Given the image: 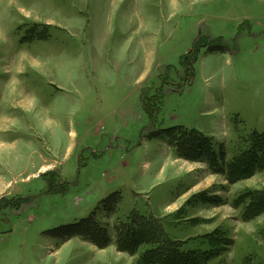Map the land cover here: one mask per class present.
<instances>
[{
	"label": "rangeland",
	"instance_id": "1",
	"mask_svg": "<svg viewBox=\"0 0 264 264\" xmlns=\"http://www.w3.org/2000/svg\"><path fill=\"white\" fill-rule=\"evenodd\" d=\"M1 124L0 264H141L150 244L118 249L135 216L189 264H264V210L234 207L264 166L231 183L166 134L224 166L264 140V0H0Z\"/></svg>",
	"mask_w": 264,
	"mask_h": 264
},
{
	"label": "trees",
	"instance_id": "2",
	"mask_svg": "<svg viewBox=\"0 0 264 264\" xmlns=\"http://www.w3.org/2000/svg\"><path fill=\"white\" fill-rule=\"evenodd\" d=\"M212 50L213 48L211 49V51ZM196 54L197 50L195 49L184 58L191 59L193 62L191 63L192 65L196 60ZM159 134H161V131L156 135ZM166 134L169 135V137L173 136L174 148L179 157L185 160H195L194 158L207 160L211 164V166H213V168L221 164V173L226 174L228 181L231 183L250 177L255 169L264 166V140L262 139V136H259V133L257 132L253 133L251 140L249 141L250 145H248L247 147L242 146L241 148H239L237 151V153L239 154L236 156L235 160H233L229 165L226 166H224L223 164L225 163L226 159L224 150L219 149L217 152L214 146L213 139L201 134L199 131L192 130L187 132L183 129L180 130L178 128L167 131ZM50 177H53L54 179H49L47 192L65 193L66 189L64 187V184L61 183L60 179H58L56 175H52ZM240 205H246L245 212L247 214L255 215L259 211L264 210V191L257 193H244L235 201L234 207ZM139 217L144 218L142 216ZM136 218V216L133 218L130 227L127 226L123 228V231L121 233L123 237L120 238V245H118V249L120 251L133 253L142 245L150 244L152 247L149 252L141 258V264L170 263L169 260H171V258L169 257V255H171V251H173L175 254H178L175 258L172 259L175 264H189L194 260L190 257L191 254L180 253L178 245H174V242L170 243L167 241H157L154 239L155 236L151 240V238H149L151 237V235L147 231L146 233H143L141 228L138 227L139 224L137 222L140 220ZM90 224H92V222L89 221L85 225ZM147 225V230H149V232H151L152 234L162 231L161 225H159V223H157L155 220L148 221ZM128 229L131 230L129 231ZM81 230L82 232L78 233L81 236L87 238L89 237L99 242H109V240L106 238V233L102 232L98 227L97 231L94 227V235H89L88 231H83L84 227H82ZM157 236L158 238L163 237V235L161 236V234H157ZM155 241L157 243H155ZM153 244L156 245L153 246ZM171 247L174 248V250Z\"/></svg>",
	"mask_w": 264,
	"mask_h": 264
},
{
	"label": "crops",
	"instance_id": "3",
	"mask_svg": "<svg viewBox=\"0 0 264 264\" xmlns=\"http://www.w3.org/2000/svg\"><path fill=\"white\" fill-rule=\"evenodd\" d=\"M2 123V122H1ZM0 130L3 131V127H2V124L0 125ZM201 133V132H200Z\"/></svg>",
	"mask_w": 264,
	"mask_h": 264
}]
</instances>
